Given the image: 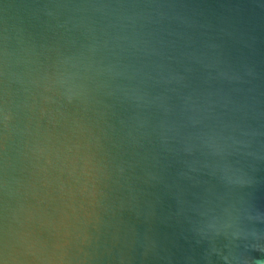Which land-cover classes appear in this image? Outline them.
Wrapping results in <instances>:
<instances>
[{"label":"water","instance_id":"1","mask_svg":"<svg viewBox=\"0 0 264 264\" xmlns=\"http://www.w3.org/2000/svg\"><path fill=\"white\" fill-rule=\"evenodd\" d=\"M0 264H264V0H0Z\"/></svg>","mask_w":264,"mask_h":264}]
</instances>
